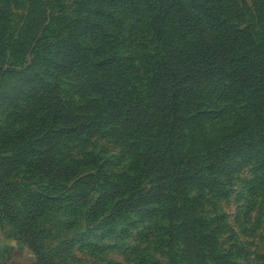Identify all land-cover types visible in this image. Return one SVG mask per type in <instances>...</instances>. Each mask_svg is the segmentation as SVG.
<instances>
[{
  "label": "rangeland",
  "instance_id": "374dc122",
  "mask_svg": "<svg viewBox=\"0 0 264 264\" xmlns=\"http://www.w3.org/2000/svg\"><path fill=\"white\" fill-rule=\"evenodd\" d=\"M253 99L264 0H0V247L35 264H264V140L164 178L247 133ZM139 182L157 200L87 219Z\"/></svg>",
  "mask_w": 264,
  "mask_h": 264
},
{
  "label": "trees",
  "instance_id": "16d2710c",
  "mask_svg": "<svg viewBox=\"0 0 264 264\" xmlns=\"http://www.w3.org/2000/svg\"><path fill=\"white\" fill-rule=\"evenodd\" d=\"M178 4L184 9L185 4H183L182 2ZM188 10L189 8H185L184 11L188 12ZM203 26L205 28L207 27L205 25ZM213 37L214 38L211 40V43L213 44L216 43L217 39L221 41L220 38L215 37L214 35ZM239 44H243L245 46V43H243L241 40H238L237 38L233 39L232 42H230V45L234 47ZM241 53H243V56L246 54L245 47ZM233 69H235V66L233 67ZM181 87L182 89L186 90L183 83ZM177 91H179V87L176 88L175 85L173 84L170 89V100H173L174 102L177 101V97H178V95L176 94ZM263 103L264 102H258L257 99H253V101L251 100L250 104L253 109V113L256 115L257 118L256 121L254 122V125L250 128V130L247 133L243 134V136H238L232 139L228 143L221 145L215 151L205 150L202 152H196L195 154L191 155L189 158L186 159L184 164L181 166L180 170L169 171L167 169L166 170L164 169L166 172L169 173V174H165L164 176V178L168 180L162 178L163 176H157V178H149L147 182L165 180L166 182L168 181L169 186H173V187L182 186L183 183L188 181L190 177L199 176L200 178H203L210 175V173L213 170L217 169L222 162L228 160L231 157V155L232 156L236 155L238 151L242 149L244 146L253 147V145L251 144H255L257 142L264 140V107L261 106ZM143 183L144 182H139L133 187L143 192L136 193L135 197L133 196V194H130L129 198L125 200L126 205L118 202L117 204L118 205L120 204V206H117L118 208H113L111 200H108L105 204L108 203L111 206V210L110 211L108 210L107 212H105V209L107 208H105L104 202H100L102 199H105L104 198L105 195L100 194L97 197L96 201L93 202V205L91 204L92 209L89 211L87 219L94 220L99 216H105V218L116 217L126 212L127 210L133 211L137 207H142L144 203H148L151 200V197H153L152 198L153 200L156 199L155 197L157 196L155 195V193L152 192V190L150 189H146L145 183L144 184ZM94 184L95 186L92 188L93 190L99 188L98 182ZM185 202L190 207L191 206L193 207L196 206L198 199L196 197L193 198L187 197ZM181 208H182V204H179L178 201L174 203V201L171 199L170 209L172 210L177 209L180 212L179 219L185 222V218L183 216V210ZM20 230L23 229L21 228Z\"/></svg>",
  "mask_w": 264,
  "mask_h": 264
},
{
  "label": "crops",
  "instance_id": "0c3cea01",
  "mask_svg": "<svg viewBox=\"0 0 264 264\" xmlns=\"http://www.w3.org/2000/svg\"><path fill=\"white\" fill-rule=\"evenodd\" d=\"M4 248H6V246H4ZM4 248L0 247V255L7 254L8 257L7 259L0 258V264H35L33 260L26 257L23 250H10V252H6Z\"/></svg>",
  "mask_w": 264,
  "mask_h": 264
}]
</instances>
